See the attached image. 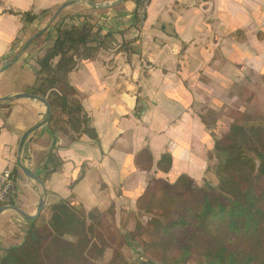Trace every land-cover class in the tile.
Masks as SVG:
<instances>
[{
  "label": "crops",
  "instance_id": "obj_1",
  "mask_svg": "<svg viewBox=\"0 0 264 264\" xmlns=\"http://www.w3.org/2000/svg\"><path fill=\"white\" fill-rule=\"evenodd\" d=\"M71 1L0 0V67L47 27L59 6ZM183 2L188 3L152 0L143 27L136 23L137 0L104 10L75 4L61 13L67 24L83 27L91 23L90 44L102 45L96 57L81 61L68 76L77 90L70 102L83 106L89 125L97 132L95 139L83 134L70 142L67 117L52 106V125H58L59 130L53 134L48 123L44 124L29 134L21 158L18 156L22 137L44 121L46 107L29 98H4L34 94L37 60L53 46L55 22L0 74V171L15 172L14 206L34 215L43 195L41 184L19 163L46 186L41 214L71 195L88 210L104 211L115 204L117 211L118 204L137 200L153 174L172 177L166 178L172 182L182 174L193 182L208 178L216 137L197 110L219 107L222 99L218 102L220 97L212 87L216 83L221 85L220 94L225 91L229 99L237 97L240 45L245 44L239 40V31L258 29L264 33V0H220L217 10L211 12L216 18L212 40L206 8L183 9ZM26 12L36 16L33 22L20 15ZM223 40L228 51L216 52ZM254 45L247 47L246 60L264 77V35ZM183 46L186 50L180 53ZM53 146L64 165L44 181V166ZM144 148L151 151L155 164L164 153H170L171 171L137 169L135 156ZM29 225V220L14 210L0 214V255L24 241Z\"/></svg>",
  "mask_w": 264,
  "mask_h": 264
},
{
  "label": "trees",
  "instance_id": "obj_2",
  "mask_svg": "<svg viewBox=\"0 0 264 264\" xmlns=\"http://www.w3.org/2000/svg\"><path fill=\"white\" fill-rule=\"evenodd\" d=\"M20 15L28 23L36 18L29 12ZM65 18L63 14L57 18L53 46L37 60L32 92L49 101L48 125L53 134L59 126L52 125V106L67 117L70 142L83 134L95 139L97 132L89 125L83 106L70 102L77 90L68 76L81 61L96 57L102 45L90 44L91 23L80 27L65 23ZM209 157L218 164L203 185H195L186 174L173 182L151 178L136 200L135 226L126 234L115 226V204L104 211L88 210L74 195L59 199L50 206L48 218L41 214L29 221L24 241L4 249L0 264H103L108 251L112 256L104 264H130L123 248L140 234L143 255L160 264H185L191 256L205 264H264V114L245 122L235 120L215 141ZM63 165L53 146L44 166V181ZM135 166L141 171L155 167L168 174L173 158L164 153L155 164L151 151L144 148L135 156ZM12 198L10 205L15 204Z\"/></svg>",
  "mask_w": 264,
  "mask_h": 264
},
{
  "label": "rangeland",
  "instance_id": "obj_3",
  "mask_svg": "<svg viewBox=\"0 0 264 264\" xmlns=\"http://www.w3.org/2000/svg\"><path fill=\"white\" fill-rule=\"evenodd\" d=\"M188 3H182V8L185 7L191 8H198L205 7L207 11V24L208 28H212V23L216 21L214 17V10H217V5L219 6L220 0H186ZM187 4H189L187 6ZM188 9V8H187ZM57 20V19H56ZM208 29L210 32V39L212 40V34L216 33L215 29ZM175 32V31H174ZM239 40L245 41V44L249 43L248 46L252 47L255 46L257 40H261L264 33L262 30L258 29H243L239 31ZM175 36L177 34L175 32ZM214 42L217 43L214 37ZM247 42V43H246ZM213 41L211 42L212 45ZM96 43L95 45H97ZM240 45V58H239V65H240V75H239V84L237 90H235L237 97L232 100L230 98V94L227 96L228 93L222 92L220 94V84L216 83L213 84L212 87L219 95L218 102L222 99V102L218 103L219 107L216 108H207V109H200L197 110L198 113L202 116V118L208 123V127L212 130L213 135L216 137L215 139H219L224 136L229 130L232 123L235 120L239 121H249L254 119L260 114H264V77L256 72L257 69H251L249 66L248 61L246 60V49L248 46ZM252 44V45H250ZM223 46L221 49L220 46ZM218 46L216 52H225L228 51V48H225L227 44L225 41ZM245 48H244V47ZM255 48V47H254ZM186 47L183 46L180 53H184ZM247 67L250 68V71H247ZM228 92V91H226ZM234 98V97H233ZM229 99V100H227ZM216 121V122H215ZM210 163V170L215 171L218 161L215 158L209 159ZM155 175H151L150 177H154ZM169 180L172 177L166 176ZM203 180H197L194 182L195 185H203ZM135 201L134 200H127L125 204L117 205L116 211V222L115 226L119 230L121 234H126L127 232L133 230L136 219L139 217L136 215V208H135ZM50 215V208L47 212L43 213L45 218H48ZM144 242V237L142 234L138 235L137 241L130 242L123 248L124 255L130 264H160L155 261H151L150 259L146 258L142 251H141V244ZM112 256V252L108 251L103 259V264L109 261ZM185 264H205L202 262H198V257L191 256L187 259Z\"/></svg>",
  "mask_w": 264,
  "mask_h": 264
},
{
  "label": "water",
  "instance_id": "obj_4",
  "mask_svg": "<svg viewBox=\"0 0 264 264\" xmlns=\"http://www.w3.org/2000/svg\"><path fill=\"white\" fill-rule=\"evenodd\" d=\"M125 0H118L116 2H100V3H95L92 1H87V0H74L71 2H67L62 4L61 6H59V8L55 11V13L53 14L51 21L49 22V24L47 25V27L39 32H37L34 36H32L27 42L26 44L23 46L20 54H18L16 57H14L12 60H8L5 61L1 67H0V74L5 71L6 69H8L9 67H11L13 64H15L18 59L22 56V54L28 49V47L40 36L42 35L44 32H46L51 26L52 24L55 22V20L58 18V16L68 7L75 5V4H83L86 6H90L92 8L95 9H99V10H104V9H110L113 8L119 4H121L122 2H124ZM19 98H29L31 100H36L39 103H41L42 105H44L46 107V118L44 119V121L40 124H38L37 126H35L34 128H32L31 130H29L28 132H26L24 134V136L22 137L21 141H20V145H19V149H18V156L19 158H21L23 151H24V147H25V141L27 139V137L29 136L30 133L35 132L36 130H38L41 126H43L44 124L48 123L50 120V115H51V105L49 103V101L38 95V94H32V93H22V94H18L15 97L12 98H4L9 100V99H19ZM20 167L24 170V172L30 176L32 179H34L35 181H37L38 183L41 184L42 188H43V195L41 197V200L39 202V206L37 208V211L34 215H29L26 214L21 208L14 206V205H6L0 208V214H2L4 211L6 210H14L16 212H18L19 214H21L26 220L29 221H35L38 219V217L41 215L45 205H46V199H47V189L45 184L42 182V180L33 172H31L30 170L24 168V166L21 165V163H19Z\"/></svg>",
  "mask_w": 264,
  "mask_h": 264
},
{
  "label": "built area",
  "instance_id": "obj_5",
  "mask_svg": "<svg viewBox=\"0 0 264 264\" xmlns=\"http://www.w3.org/2000/svg\"><path fill=\"white\" fill-rule=\"evenodd\" d=\"M105 2V0H102ZM101 1V3H102ZM152 0H141L135 11L136 23L143 27L147 20L148 10ZM16 176L13 170L0 171V208L8 204L16 190Z\"/></svg>",
  "mask_w": 264,
  "mask_h": 264
}]
</instances>
